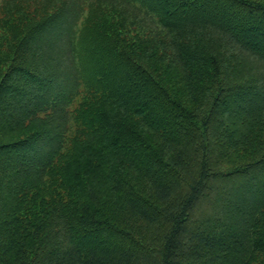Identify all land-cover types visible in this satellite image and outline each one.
Wrapping results in <instances>:
<instances>
[{
  "label": "trees",
  "instance_id": "obj_1",
  "mask_svg": "<svg viewBox=\"0 0 264 264\" xmlns=\"http://www.w3.org/2000/svg\"><path fill=\"white\" fill-rule=\"evenodd\" d=\"M41 1L2 6L0 264H264V0Z\"/></svg>",
  "mask_w": 264,
  "mask_h": 264
},
{
  "label": "rangeland",
  "instance_id": "obj_2",
  "mask_svg": "<svg viewBox=\"0 0 264 264\" xmlns=\"http://www.w3.org/2000/svg\"><path fill=\"white\" fill-rule=\"evenodd\" d=\"M31 1H33V3L35 2V4H37L38 6H40L42 9L41 10H47V8H50L49 7V5L48 4H44L41 0H31ZM63 1V0H62ZM92 1L93 0H86V2H84V0H83V8H82V10H83V13L81 14V18L79 19V26H78V28H76V29H78L79 30V28H81L82 27V25H83V23H84V21H85V19L87 18V15H89V12H90V10L91 9H93L94 7H90V3H92ZM3 4H4V0H0V19H2L3 17H4V11L2 10V6H3ZM57 5H59V4H57ZM84 6H85V8H84ZM52 10V9H51ZM41 13H43V12H38L37 13V16L38 15H40ZM11 37H8V39H10ZM2 41V40H1ZM174 83L175 84H179L180 86L179 87H181V89H183L184 87H182V86H184V83L183 82H180V77L178 76V78L174 81ZM173 83V84H174ZM172 84V85H173ZM183 93H184V91H183Z\"/></svg>",
  "mask_w": 264,
  "mask_h": 264
}]
</instances>
